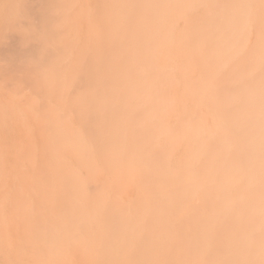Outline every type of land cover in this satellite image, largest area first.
<instances>
[{"label": "bare ground", "instance_id": "6f19581e", "mask_svg": "<svg viewBox=\"0 0 264 264\" xmlns=\"http://www.w3.org/2000/svg\"><path fill=\"white\" fill-rule=\"evenodd\" d=\"M240 2L0 0V264L264 260Z\"/></svg>", "mask_w": 264, "mask_h": 264}, {"label": "clouds", "instance_id": "9594fccd", "mask_svg": "<svg viewBox=\"0 0 264 264\" xmlns=\"http://www.w3.org/2000/svg\"><path fill=\"white\" fill-rule=\"evenodd\" d=\"M256 5L247 2V0H241L240 3L235 5V11L240 16H247L255 10ZM260 7L264 9V0H260ZM243 32H241V38H243ZM254 106H257L255 119L259 122V136L261 145L264 146V82H261L259 86V96L253 101ZM260 264H264V260L260 261Z\"/></svg>", "mask_w": 264, "mask_h": 264}]
</instances>
